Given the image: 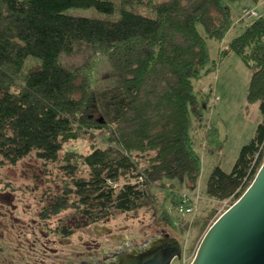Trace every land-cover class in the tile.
<instances>
[{
	"label": "trees",
	"instance_id": "1",
	"mask_svg": "<svg viewBox=\"0 0 264 264\" xmlns=\"http://www.w3.org/2000/svg\"><path fill=\"white\" fill-rule=\"evenodd\" d=\"M236 1L0 0V164L15 165L30 155L59 164L66 175L43 192L39 213L44 222L58 216L56 235L71 236L146 207L153 208L157 224L164 222L160 230L176 227L165 206L157 215L156 188L170 190L174 208L182 201L176 183L196 190L201 155L193 130L207 125L212 94L200 95L194 80L230 52L251 69L247 97L260 103L263 119L231 171L219 165L211 170L206 194L235 202L249 186L264 160V10L216 58L207 43L221 42L235 25ZM136 5L153 15L128 8ZM74 7H94L105 17L66 12ZM77 41L91 53L73 68L63 53H72ZM100 59L112 76L95 84ZM96 131L105 146L61 158L65 142ZM204 138L212 149L220 145L212 122ZM68 209L78 221L60 216Z\"/></svg>",
	"mask_w": 264,
	"mask_h": 264
},
{
	"label": "rangeland",
	"instance_id": "2",
	"mask_svg": "<svg viewBox=\"0 0 264 264\" xmlns=\"http://www.w3.org/2000/svg\"><path fill=\"white\" fill-rule=\"evenodd\" d=\"M232 6L233 13L236 16L235 25L221 42L215 39L207 40L209 51L213 58H216L219 48L226 46L245 27V20L240 19L243 7H255L262 12L264 10V0H260L257 4L253 0H238L232 3ZM128 8L141 14L153 15V12L140 5L129 6ZM66 12L72 15L105 17V14L94 7H74L66 10ZM198 28L203 34V27L199 25ZM90 53L91 50L85 43L77 41L72 53H63V61L70 67H78L87 61ZM111 76V68L108 62L106 60H98L93 73L94 83L99 84L106 79H111ZM250 77V67L239 55L235 52H230L214 71L194 80L195 88L200 95L208 92L212 94L210 99L211 108L206 113L205 122L207 125L197 126L193 130L195 149L201 155V172L196 190L190 191L178 183L173 188L181 191L182 194H189L193 198L192 205L194 210L187 214H179L177 209L172 206L170 197L167 195L170 190L168 188L166 190L156 188V191H158L157 215H161L164 206L172 213L176 227H172L173 229L170 232L179 236L183 242L182 258H175L172 264H191L209 226L233 202L232 197L225 200L209 197L206 194V186L211 170L215 166L219 165L225 171H231L242 146L250 142L254 137L256 128L263 119L259 107L260 103H250L248 101ZM210 122L217 127L218 138L221 140L220 145L214 149L211 148L204 138ZM98 133L99 131H96V134H85L78 139L65 142L60 153L61 158L68 152L81 155L90 152L94 145L105 146L103 137ZM65 175L58 163L50 162L45 164L34 155L27 156L15 165L0 164V200L8 201V196H5V194H9V191H11L14 196L12 202L16 206L15 217L19 218L21 222H28L33 218H37L40 221L42 219L38 215L40 213L39 209L44 202V200H41L43 192L56 188ZM7 181L12 182L10 187L6 184ZM167 183H170V181H167ZM13 188L14 190H11ZM3 196L5 197L4 199ZM72 215L78 221L74 211L71 209L64 211L60 216L71 217ZM57 218L58 216H53L51 219L43 221V234L45 232L48 233L51 239H58V236L53 232ZM0 220L10 223L9 220L3 218L2 213H0ZM20 221L16 223L13 229L10 225L7 226L5 234L0 236V243L5 246V251L9 250L7 246L11 247L10 249L15 253H13L15 256L13 257L17 264L51 263L53 260L51 258L52 255L47 258L44 257L43 260H40L39 255H37V258L34 256V252H37L35 251L34 243L30 245V243L26 242V238L29 237V240L32 237L28 232L25 233L22 230L23 227L19 226ZM157 222L158 219L153 214V208L146 207L137 212L117 213L103 222L78 229L72 235L70 244L61 242L59 244V240L55 243L47 242L46 244H48L47 247L53 246L63 249L64 252L73 250L76 254L78 251L87 250L89 244L98 248H113L117 244V238H120L121 235L124 237V241L136 238L138 243H142L143 239L146 240L149 235L151 236L153 232L157 233L160 227L165 225L163 221H160L159 224ZM97 224L106 225L110 231H101L100 227L97 230V227H95ZM46 239L47 237L42 240L46 242ZM6 240L10 241L6 243ZM45 247L43 246V253L48 254V251L45 252ZM37 250L40 252L38 246Z\"/></svg>",
	"mask_w": 264,
	"mask_h": 264
},
{
	"label": "water",
	"instance_id": "3",
	"mask_svg": "<svg viewBox=\"0 0 264 264\" xmlns=\"http://www.w3.org/2000/svg\"><path fill=\"white\" fill-rule=\"evenodd\" d=\"M182 253L181 238L162 230L142 243L127 240L103 261L79 264H172ZM191 264H264V160L242 195L209 226Z\"/></svg>",
	"mask_w": 264,
	"mask_h": 264
},
{
	"label": "flooded vegetation",
	"instance_id": "4",
	"mask_svg": "<svg viewBox=\"0 0 264 264\" xmlns=\"http://www.w3.org/2000/svg\"><path fill=\"white\" fill-rule=\"evenodd\" d=\"M10 182V181H7ZM12 184V182H10ZM10 184V185H11ZM10 187V186H8ZM14 190V189H11ZM12 192L9 191V194H5V196H8V201H3L0 200V207H2V209H0V213L3 214V218L6 220H9L10 223H6L2 220H0V236H3L5 234V229L7 228V226L10 225V227L13 229L16 225V223H19L20 219L15 217V204H13L12 199L14 198V196L11 194ZM5 197L3 196V199ZM2 201V203H1ZM39 211H41V209H39ZM39 216V215H38ZM33 218V217H32ZM69 219L67 220L69 223H73V215L71 217H68ZM42 223L43 221H39L37 218H33L28 222H21L20 221V227H23L22 230L29 233V235L32 237L28 240V238H26V242L30 243V245L32 243H34V248L35 251L34 252V256L37 258V255L40 256V260H43V258H47L48 256L52 255V261L51 263L48 264H79V263H84L85 261H103L105 259H107L110 255L113 254V252L118 249L123 243L127 242L124 241V237L121 235L120 238H117L116 241V245L113 248H107V247H93L92 245H88L87 250L85 251H78L76 254L74 253L73 250H71V252H64L63 249H59V248H55V247H47L48 243H55L57 242V240H59V244L60 242L63 244H70L71 241V236H58V239H51L48 236V233L45 232V234H43L42 231ZM95 227H97L96 229L98 230V228L100 227L101 231H110L109 228L106 225H99L97 224ZM166 230V229H163ZM100 231V230H99ZM162 231V230H160ZM159 231V232H160ZM158 233V232H157ZM156 234V233H154ZM152 234V235H154ZM151 235V236H152ZM47 237V241H43L42 239ZM116 238V236H114ZM8 241L10 240H6L5 242L8 243ZM25 241V240H24ZM42 241V242H41ZM131 241V240H130ZM46 245V247H45ZM37 246L40 249V252H38L37 250ZM43 246L46 248L45 252L48 251V254H44L43 253ZM5 246L1 245L0 243V264H17V262L14 259V252H12V250L10 249L11 247L7 246V248L9 250L5 251ZM14 253V254H13ZM14 256V257H13ZM31 257V256H30ZM35 257H33L35 259ZM177 259V258H176ZM180 259V258H178ZM43 264V263H41Z\"/></svg>",
	"mask_w": 264,
	"mask_h": 264
},
{
	"label": "built area",
	"instance_id": "5",
	"mask_svg": "<svg viewBox=\"0 0 264 264\" xmlns=\"http://www.w3.org/2000/svg\"><path fill=\"white\" fill-rule=\"evenodd\" d=\"M262 12H260L255 7L246 6L242 9L240 19L245 20V23L247 24L248 21L250 22L254 18L258 17ZM193 198L189 196V194H182V201L179 204V206L176 208L177 212L179 214H187L194 210L193 207Z\"/></svg>",
	"mask_w": 264,
	"mask_h": 264
}]
</instances>
